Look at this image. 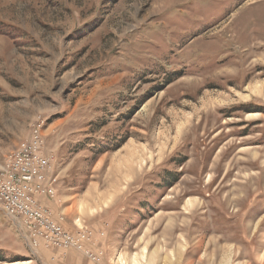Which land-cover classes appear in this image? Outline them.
I'll return each mask as SVG.
<instances>
[{
	"label": "rangeland",
	"instance_id": "obj_1",
	"mask_svg": "<svg viewBox=\"0 0 264 264\" xmlns=\"http://www.w3.org/2000/svg\"><path fill=\"white\" fill-rule=\"evenodd\" d=\"M38 117L93 264H264V0H0V168ZM43 248L0 209V264Z\"/></svg>",
	"mask_w": 264,
	"mask_h": 264
},
{
	"label": "built area",
	"instance_id": "obj_2",
	"mask_svg": "<svg viewBox=\"0 0 264 264\" xmlns=\"http://www.w3.org/2000/svg\"><path fill=\"white\" fill-rule=\"evenodd\" d=\"M44 124L45 120L38 117L29 134L6 156L0 168V209L20 222L32 246L74 249L88 260L100 262L103 251L91 248V244L104 235V230L88 226L66 228L62 215L55 216L51 208L37 202L39 194L54 198L57 183L50 157L43 151Z\"/></svg>",
	"mask_w": 264,
	"mask_h": 264
},
{
	"label": "crops",
	"instance_id": "obj_3",
	"mask_svg": "<svg viewBox=\"0 0 264 264\" xmlns=\"http://www.w3.org/2000/svg\"><path fill=\"white\" fill-rule=\"evenodd\" d=\"M37 199V202L42 205V206H46V207H51L52 209L53 206H52V199H50L49 196H47L46 194H39L37 195L36 197ZM55 215V214H54ZM45 249V248H43ZM46 250H49L50 252H53V254H56L58 255L59 258H62V260L66 257H68L70 260L73 261V257H77V261L76 263H79V264H83L85 261H86V264H93L90 260H88L87 258H85L83 255H79V252L75 251V250H71V249H60V248H48Z\"/></svg>",
	"mask_w": 264,
	"mask_h": 264
},
{
	"label": "bare ground",
	"instance_id": "obj_4",
	"mask_svg": "<svg viewBox=\"0 0 264 264\" xmlns=\"http://www.w3.org/2000/svg\"><path fill=\"white\" fill-rule=\"evenodd\" d=\"M249 89H250V90H254V89H256V88H254L253 86H250ZM190 202H191V201L189 200L188 204H189ZM192 202H193V201H192ZM192 202H191V204H192ZM191 204H190V205H191ZM77 220H79V219H77ZM78 222L81 223L80 221H78ZM141 259H143V261L146 259V248H143V249H142V255H141L140 258L137 257L136 255L133 256V259L131 260V264H141ZM24 263H26V262H12V263H7V262H5V263H2V264H24ZM190 264H191V263H190Z\"/></svg>",
	"mask_w": 264,
	"mask_h": 264
}]
</instances>
